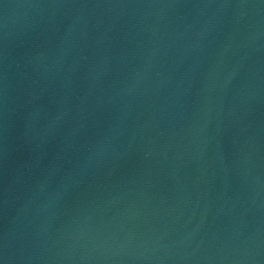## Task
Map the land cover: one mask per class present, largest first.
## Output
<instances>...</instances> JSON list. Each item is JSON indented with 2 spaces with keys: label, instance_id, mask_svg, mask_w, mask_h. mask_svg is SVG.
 I'll list each match as a JSON object with an SVG mask.
<instances>
[{
  "label": "water",
  "instance_id": "1",
  "mask_svg": "<svg viewBox=\"0 0 264 264\" xmlns=\"http://www.w3.org/2000/svg\"><path fill=\"white\" fill-rule=\"evenodd\" d=\"M0 264H264V0H0Z\"/></svg>",
  "mask_w": 264,
  "mask_h": 264
}]
</instances>
